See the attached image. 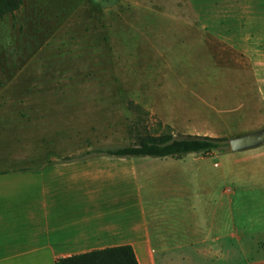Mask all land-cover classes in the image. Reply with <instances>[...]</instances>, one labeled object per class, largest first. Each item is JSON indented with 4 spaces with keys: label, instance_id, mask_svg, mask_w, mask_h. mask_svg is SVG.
Wrapping results in <instances>:
<instances>
[{
    "label": "rangeland",
    "instance_id": "1",
    "mask_svg": "<svg viewBox=\"0 0 264 264\" xmlns=\"http://www.w3.org/2000/svg\"><path fill=\"white\" fill-rule=\"evenodd\" d=\"M22 17L8 48L0 32V66L36 69L47 131L74 151L264 130V0H26ZM227 150L201 169L213 176L245 153ZM235 180L230 227L264 242V169ZM257 258L246 251L245 264Z\"/></svg>",
    "mask_w": 264,
    "mask_h": 264
},
{
    "label": "crops",
    "instance_id": "2",
    "mask_svg": "<svg viewBox=\"0 0 264 264\" xmlns=\"http://www.w3.org/2000/svg\"><path fill=\"white\" fill-rule=\"evenodd\" d=\"M23 1L0 21L7 48L24 29ZM7 70L0 66V264H56L121 246H131L139 264H245L246 251H264V242L230 227L226 186L230 176L244 183L264 169V147L245 150L227 167L216 163L213 176L199 160L219 152L177 158L89 155L92 145L74 151L69 137L54 140L47 131L36 69ZM37 129L44 130L40 144Z\"/></svg>",
    "mask_w": 264,
    "mask_h": 264
},
{
    "label": "trees",
    "instance_id": "3",
    "mask_svg": "<svg viewBox=\"0 0 264 264\" xmlns=\"http://www.w3.org/2000/svg\"><path fill=\"white\" fill-rule=\"evenodd\" d=\"M24 5L23 0H0V21L6 15H15ZM225 139L209 136H189L177 139L173 134L157 136L147 135L139 137L134 146L95 149L88 152L106 154L114 157H177L195 153L206 156L214 152H228L229 143ZM87 153V154H88ZM56 264H139L134 249L131 246H121L94 250L80 255H75L56 261Z\"/></svg>",
    "mask_w": 264,
    "mask_h": 264
},
{
    "label": "water",
    "instance_id": "4",
    "mask_svg": "<svg viewBox=\"0 0 264 264\" xmlns=\"http://www.w3.org/2000/svg\"><path fill=\"white\" fill-rule=\"evenodd\" d=\"M231 152L253 149L264 144V130L232 137L228 140Z\"/></svg>",
    "mask_w": 264,
    "mask_h": 264
}]
</instances>
